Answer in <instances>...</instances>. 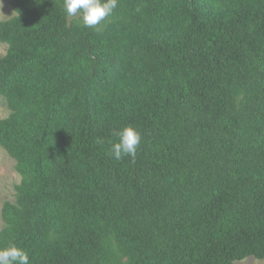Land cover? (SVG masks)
Returning a JSON list of instances; mask_svg holds the SVG:
<instances>
[{
	"label": "trees",
	"instance_id": "trees-1",
	"mask_svg": "<svg viewBox=\"0 0 264 264\" xmlns=\"http://www.w3.org/2000/svg\"><path fill=\"white\" fill-rule=\"evenodd\" d=\"M0 23V147L17 163L0 248L30 264L264 260V0H64ZM133 126V159L115 133Z\"/></svg>",
	"mask_w": 264,
	"mask_h": 264
},
{
	"label": "clouds",
	"instance_id": "clouds-1",
	"mask_svg": "<svg viewBox=\"0 0 264 264\" xmlns=\"http://www.w3.org/2000/svg\"><path fill=\"white\" fill-rule=\"evenodd\" d=\"M118 0H64L69 17L82 14L83 25L88 28L98 26L117 7ZM118 142L112 145L110 154L117 160L124 156H136L141 143V134L133 126H126L115 133ZM0 264H30L29 256L22 248L12 244L0 248Z\"/></svg>",
	"mask_w": 264,
	"mask_h": 264
},
{
	"label": "rangeland",
	"instance_id": "rangeland-1",
	"mask_svg": "<svg viewBox=\"0 0 264 264\" xmlns=\"http://www.w3.org/2000/svg\"><path fill=\"white\" fill-rule=\"evenodd\" d=\"M15 16L11 6V0H0V23ZM71 20H79L83 23L82 14L72 16ZM7 52V46L0 44V58ZM9 110L4 98L0 97V120L9 117ZM22 182V177L17 171V163L8 153L0 147V232L5 227L2 217V209L6 202L16 201V187ZM237 264H264V260L248 258Z\"/></svg>",
	"mask_w": 264,
	"mask_h": 264
}]
</instances>
